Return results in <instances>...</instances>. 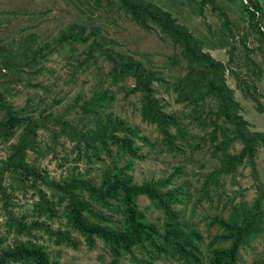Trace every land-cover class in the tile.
<instances>
[{"label":"rangeland","instance_id":"obj_1","mask_svg":"<svg viewBox=\"0 0 264 264\" xmlns=\"http://www.w3.org/2000/svg\"><path fill=\"white\" fill-rule=\"evenodd\" d=\"M139 1L169 12L178 24L199 40L201 52L215 62L228 65L223 71L224 83L240 105L238 113L247 120L250 131L264 133V45L255 29L258 24L264 34V0H206L202 5L200 0ZM241 1L248 8L252 6L251 14L244 9ZM72 25L82 28L84 35L89 34V41L94 32L105 41L112 40L114 51L159 72L165 80L154 81L153 86L162 110L181 117L188 112L182 103L176 101L177 94L172 88L187 70V62L179 49L164 33L140 28L120 9L117 0H0V47L12 50V66L3 68L0 62V97L13 108H23L24 114L34 117L48 112L62 115L78 131H86L91 128L96 113L91 108L82 110L80 106L98 94L95 88L103 85L113 96L107 112L136 126L140 133L155 141L156 149L161 151L159 133L153 125L140 120L138 95L125 93L132 85L131 79L108 85L105 74L109 64L96 53L94 58L84 61L88 43L63 42L56 46L57 33ZM23 49L26 53L40 49L46 55L40 62L38 59L35 67H29L25 58H18L15 54L16 50H22L18 52L21 54ZM173 56L177 63L170 61ZM230 69L254 86L249 89L252 96L244 93V86L237 84ZM76 94L81 95L78 101ZM253 95L260 99L261 111L257 109ZM183 120L187 122L186 118ZM189 126L188 144L181 146L184 154L164 151L160 154L147 153L142 147L139 152L146 158L133 161L130 174L132 181L139 183L144 179L166 178L175 172L162 190L182 187L174 207L181 220L191 223L201 235L202 264H206L205 245L209 236L220 231L217 226L209 225L210 219L214 216L226 218L230 206L239 201L251 206L262 199L264 204V147L259 146L253 154L254 167L242 163L232 174L218 176L217 184L206 183L203 187L205 174L215 167L214 154L206 132L198 126ZM18 131L21 130H17L6 143L0 141V160L6 157L9 145L19 135ZM171 131L174 129L171 128ZM85 141L70 138L52 120H45L36 129V141L33 149L27 152L26 161L50 179L59 180L71 174H80L81 178L98 184L101 173L110 165V159L103 151L98 160L90 152L89 160L86 159L82 150ZM88 143L96 144L91 140ZM136 144L139 145L138 141ZM240 148L241 145L234 141L233 148L229 150L236 153ZM42 198L49 200L42 203ZM136 203L146 222L161 223V212L154 209L146 197L138 196ZM47 208L52 211L50 216ZM104 212L110 215V212ZM65 215L64 205L57 204L44 185L37 183L35 187L29 182L13 180L7 173L0 177V250L17 242H30L45 247L50 258L58 264L109 263L113 258L103 242L94 237L90 246L82 235L68 226ZM112 219L116 220L117 215H112ZM16 221L26 225L44 222L54 230L69 233L78 245L71 248L55 244L54 238L48 237L42 227L33 228L31 235L18 233L14 228ZM133 255L139 260H147V254L141 249L135 248ZM118 259V264H136L130 261L128 255ZM263 260L264 231L238 251L237 264H262ZM152 264L181 263L163 257L152 261Z\"/></svg>","mask_w":264,"mask_h":264},{"label":"trees","instance_id":"obj_2","mask_svg":"<svg viewBox=\"0 0 264 264\" xmlns=\"http://www.w3.org/2000/svg\"><path fill=\"white\" fill-rule=\"evenodd\" d=\"M120 9L127 14L140 28L157 30L164 33L175 47L179 49L183 60L187 62L186 74L173 83L176 91V101L182 103L188 112L176 115L164 112L162 104L155 96L154 81H164L159 72L143 67L141 62L122 55L112 49L114 42L94 37L89 41V34L84 35L83 29L75 25L67 27L57 33V45L63 42H77L87 46V61L94 58V53L109 64L105 74L108 85L118 84L131 79V87L126 94L138 95V111L140 120L154 126L161 136V151L166 153H182V144H188L189 125L198 126L205 131L214 154L215 167L205 174L202 181L217 184L218 176L232 174L242 163L254 167L253 154L259 146L264 147V133L250 131L248 122L238 113L239 103L233 98L232 90L224 83L223 71L227 66L213 61L208 54L201 52L200 42L187 29L178 24L167 11L161 10L148 2L139 0H117ZM206 0H200L202 5ZM211 2V1H210ZM244 9L251 14L252 6ZM212 7H215L212 3ZM259 40L264 45V34L259 25ZM24 43V42H23ZM18 52V58H25L29 67H35L38 59L46 55L40 49L29 53ZM0 62L3 68L12 66V50L0 47ZM30 57V58H28ZM177 63L175 56L170 58ZM230 61V60H229ZM237 84L244 86V93L252 96L249 90L252 84L239 77L233 70ZM99 88V89H98ZM103 85L95 88L96 94L91 100L81 104L82 110L91 108L96 113L91 128L78 131L71 122L62 115L48 112L34 117L24 114L23 108L16 109L0 97V141L6 143L18 131V137L8 147L7 155L0 160V177L8 174L11 179L29 182L37 187V183L44 185L56 199L57 204H63L66 209L68 226L85 238L91 246L94 237L99 238L113 258L107 264H118L119 257L128 255L130 261L140 264H152V261L163 257H170L181 264H202L201 235L187 221H182L174 203L178 201L177 193L182 187L162 190L171 181L172 173L166 178L157 180L144 179L139 183L132 181L130 174L133 161H142L146 157L140 153L142 147L146 152L160 154L155 141H151L147 134L140 133L136 126H132L119 119L112 112L113 96ZM76 100L81 98L76 94ZM257 109L262 110V104L257 96ZM208 102V104H207ZM187 119L185 123L183 119ZM45 120H52L59 130L70 138L84 139L86 159L90 155L95 160L100 159V152L107 154L110 165L104 169L96 184L91 179L81 178L80 174L54 180L41 170L33 169L27 163V152L31 151L36 141V129ZM171 128L174 131H171ZM203 139L202 136H196ZM91 140L92 143H88ZM138 141L139 145L136 144ZM234 141L241 145L238 152L232 153ZM97 146V147H95ZM108 147H111L109 149ZM77 148L81 150L80 146ZM230 149V150H229ZM144 196L149 204L161 212V223L146 222L142 211L137 207L136 198ZM49 199L43 200L42 203ZM40 203V204H42ZM48 216L52 211L47 208ZM104 211L110 212V215ZM112 215L117 219L113 220ZM209 225H215L220 231L209 236L205 245L207 252L206 264H237L238 251L247 245L250 239L257 237L264 231V204L258 199L251 206L244 201L232 204L226 218L216 216L210 219ZM45 231L48 237H53L55 244H65L76 248L78 241L69 233L54 230L44 222H32L26 225L16 221V232L21 231L31 235L33 228ZM20 233V232H18ZM141 249L147 254V260H139L133 255L134 249ZM200 248V249H199ZM58 264L51 259L47 249L42 245L30 242H17L11 247L0 250V264ZM264 264V260L263 263Z\"/></svg>","mask_w":264,"mask_h":264}]
</instances>
